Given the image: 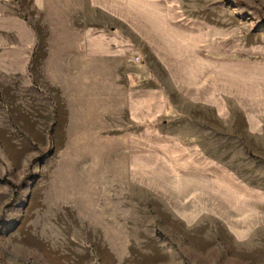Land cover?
I'll use <instances>...</instances> for the list:
<instances>
[{
	"label": "rangeland",
	"instance_id": "rangeland-1",
	"mask_svg": "<svg viewBox=\"0 0 264 264\" xmlns=\"http://www.w3.org/2000/svg\"><path fill=\"white\" fill-rule=\"evenodd\" d=\"M116 9V60L0 35V264H264V0Z\"/></svg>",
	"mask_w": 264,
	"mask_h": 264
},
{
	"label": "crops",
	"instance_id": "crops-1",
	"mask_svg": "<svg viewBox=\"0 0 264 264\" xmlns=\"http://www.w3.org/2000/svg\"><path fill=\"white\" fill-rule=\"evenodd\" d=\"M73 1L0 0V35L9 33L18 37L12 42L13 48L21 51L22 58L26 59L116 60V54H124L127 44L121 28L132 29L134 34L136 29L131 21L122 19L116 9V0H76L78 14L75 19L71 15L51 19L52 8L56 11V5H72ZM64 10L57 12L64 14ZM154 31L148 35L150 43L163 36ZM116 37L119 38L117 42Z\"/></svg>",
	"mask_w": 264,
	"mask_h": 264
}]
</instances>
